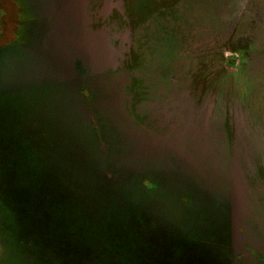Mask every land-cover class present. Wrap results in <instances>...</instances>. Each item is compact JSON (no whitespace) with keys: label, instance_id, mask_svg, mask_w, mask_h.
Returning <instances> with one entry per match:
<instances>
[{"label":"rangeland","instance_id":"obj_1","mask_svg":"<svg viewBox=\"0 0 264 264\" xmlns=\"http://www.w3.org/2000/svg\"><path fill=\"white\" fill-rule=\"evenodd\" d=\"M1 208L0 264H264V0H0Z\"/></svg>","mask_w":264,"mask_h":264},{"label":"trees","instance_id":"obj_2","mask_svg":"<svg viewBox=\"0 0 264 264\" xmlns=\"http://www.w3.org/2000/svg\"><path fill=\"white\" fill-rule=\"evenodd\" d=\"M234 61H235V59H232V62H233L232 64L233 65H234ZM10 173H7V175L5 176L7 183H10L9 182L10 180H13L12 183H14V181L17 182V179H16L17 176L15 174L13 175L12 172H10ZM9 175H11L13 179H9L8 178ZM14 178L16 180H14ZM106 180L107 181H110L111 180V177L108 175ZM7 218H8V216L5 215L4 210L1 208L0 209V231H1L2 234L0 233V248L1 247L10 248L9 243H8L9 241L8 242H4L3 241V237H4L3 234L9 232V230H8V220L9 219H7ZM9 237H7V240H9ZM11 238L13 240H15V243H14V249H15V253L14 254H15V256H12L11 255V257L9 259L10 262L18 263V264H23V263H30V264L32 263L33 264L34 262H36L35 259L30 258V255L29 254H26L25 253L26 254L25 255L22 251H20V250L23 249V248H21V246L24 247V245H23L24 239L22 238L21 234L15 235L14 237H11Z\"/></svg>","mask_w":264,"mask_h":264}]
</instances>
